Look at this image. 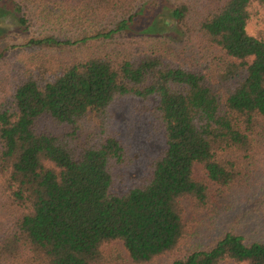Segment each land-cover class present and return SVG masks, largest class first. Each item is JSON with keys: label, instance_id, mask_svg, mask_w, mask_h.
<instances>
[{"label": "trees", "instance_id": "obj_1", "mask_svg": "<svg viewBox=\"0 0 264 264\" xmlns=\"http://www.w3.org/2000/svg\"><path fill=\"white\" fill-rule=\"evenodd\" d=\"M146 2L0 0V64L15 50L50 55L59 67L8 70L0 207L10 214L1 220L0 264H99L115 243L132 264H264V242L232 230L206 246L189 240L191 210L215 208L255 176L264 155V35L246 30L264 15V0ZM45 7L61 11L48 22L84 12L93 28L75 39L44 32L2 46L43 18L38 9L48 16ZM175 26L219 50L214 69L177 61L160 40ZM126 97L156 101L150 113L164 148L145 176L116 193L125 182L118 169L131 159L109 108Z\"/></svg>", "mask_w": 264, "mask_h": 264}, {"label": "rangeland", "instance_id": "obj_2", "mask_svg": "<svg viewBox=\"0 0 264 264\" xmlns=\"http://www.w3.org/2000/svg\"><path fill=\"white\" fill-rule=\"evenodd\" d=\"M160 1L147 0L146 3L150 5L152 2ZM42 10L38 9V16L40 18L43 17L40 21L32 20L34 23L26 33L10 34L2 46L21 43L27 36H36L44 32L52 33L62 38L75 39L84 32L90 31L93 28L92 24L95 22V20L92 21L93 18L91 16L89 18L84 17V12L82 14L79 13L74 18V21H72L71 16L63 15L61 22L58 19L48 22V19L53 20L61 15V11L50 10L45 7L44 11L49 13L47 16L46 13L41 12ZM66 13L70 12L66 9ZM150 19V14L143 15L139 18L134 28L137 30L145 26ZM88 20L90 21L89 27L87 26ZM136 30H134L135 35H138ZM246 30L252 36L259 31L264 35V15L259 12L256 18L250 20ZM117 38L123 39L121 41L133 40V38L129 37ZM160 38L166 43L170 52L172 51L176 55L177 61L183 63L194 66L211 65L210 68L214 69L221 56L218 49L206 44L205 41L188 39L186 34H183L182 30L176 26L167 29ZM134 42L135 44H140L141 41L135 40ZM75 52L79 55L84 54L81 48H78ZM68 53H72V48H70ZM66 55L68 56L69 54ZM47 56L50 55L37 56L29 53L18 54L15 50L7 51L6 59L2 60L0 64V100H6V97L10 94L8 70L12 67L33 70L39 69L45 64L48 70L56 72L59 69L58 63L55 60L53 61L52 58H46ZM12 72L11 70V74ZM155 102L153 98H150L149 101H143L136 97H126L115 101L109 108L112 130L125 146L128 157L131 159L127 164L119 167L118 170L125 176V182L123 185H116L112 189L113 192L122 193L125 189L132 186L136 179L145 176L152 160L164 148L161 128L150 113ZM196 171L197 174L200 173L198 169ZM253 173L255 176L244 186H238L231 193L225 195L226 197H218L215 208L212 205L209 209L202 212L191 210L193 216L190 215L191 222L189 225L193 240L190 238V241L199 243L200 246H206L224 232L232 230L242 235L247 242H264V155L260 159L259 168ZM9 214L10 211L0 207V225L1 220L7 218ZM102 254L103 260L99 264H132L127 252L120 243L106 245L102 249ZM167 261L168 258L163 257L158 259L156 264H165Z\"/></svg>", "mask_w": 264, "mask_h": 264}]
</instances>
